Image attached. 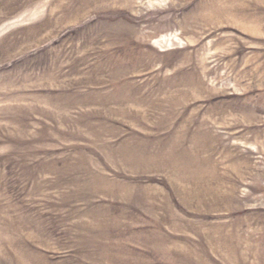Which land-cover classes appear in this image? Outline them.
<instances>
[{
  "label": "rangeland",
  "instance_id": "1",
  "mask_svg": "<svg viewBox=\"0 0 264 264\" xmlns=\"http://www.w3.org/2000/svg\"><path fill=\"white\" fill-rule=\"evenodd\" d=\"M0 264H264V0H0Z\"/></svg>",
  "mask_w": 264,
  "mask_h": 264
}]
</instances>
